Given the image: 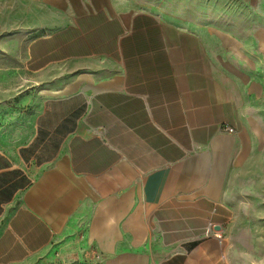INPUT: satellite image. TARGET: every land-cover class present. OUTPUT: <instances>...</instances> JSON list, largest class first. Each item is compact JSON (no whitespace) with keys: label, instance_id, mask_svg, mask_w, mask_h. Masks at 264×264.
Segmentation results:
<instances>
[{"label":"crops","instance_id":"obj_1","mask_svg":"<svg viewBox=\"0 0 264 264\" xmlns=\"http://www.w3.org/2000/svg\"><path fill=\"white\" fill-rule=\"evenodd\" d=\"M25 2L40 31L1 88L0 264H223L246 111L227 36L125 0Z\"/></svg>","mask_w":264,"mask_h":264},{"label":"rangeland","instance_id":"obj_2","mask_svg":"<svg viewBox=\"0 0 264 264\" xmlns=\"http://www.w3.org/2000/svg\"><path fill=\"white\" fill-rule=\"evenodd\" d=\"M125 1L227 36L236 60L242 61L243 72L236 64L232 80L246 111L234 130L222 259L223 264H264V0ZM25 8V0H0V98L8 91L3 84L19 82L27 44L40 31L34 11Z\"/></svg>","mask_w":264,"mask_h":264},{"label":"built area","instance_id":"obj_3","mask_svg":"<svg viewBox=\"0 0 264 264\" xmlns=\"http://www.w3.org/2000/svg\"><path fill=\"white\" fill-rule=\"evenodd\" d=\"M227 132H229V133H232L233 132V128L232 127H227Z\"/></svg>","mask_w":264,"mask_h":264}]
</instances>
